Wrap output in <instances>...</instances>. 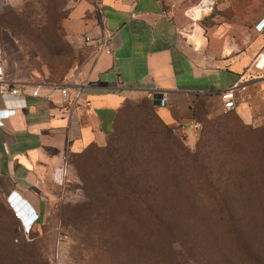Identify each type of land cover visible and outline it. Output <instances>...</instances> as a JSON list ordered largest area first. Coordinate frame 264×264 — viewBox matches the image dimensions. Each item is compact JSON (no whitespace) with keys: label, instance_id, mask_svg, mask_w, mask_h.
I'll return each instance as SVG.
<instances>
[{"label":"crops","instance_id":"crops-1","mask_svg":"<svg viewBox=\"0 0 264 264\" xmlns=\"http://www.w3.org/2000/svg\"><path fill=\"white\" fill-rule=\"evenodd\" d=\"M21 1L0 0V6ZM199 1L63 0L60 27L77 53L74 67L50 83L7 74L24 90L26 105L0 125V186L24 224H31L30 212L40 217L50 208L70 154L106 143L126 101L165 95L166 105L154 107L157 116L192 142V122H200L206 105H220L221 90L241 76L251 92L254 83L264 86V31L254 28L264 0H210L208 11L200 15L194 7L192 16ZM102 34L111 36L112 53L97 55ZM37 84L39 94L30 95ZM60 84L68 86L65 99ZM79 85L82 100L74 103ZM15 99L0 96V109Z\"/></svg>","mask_w":264,"mask_h":264},{"label":"rangeland","instance_id":"rangeland-1","mask_svg":"<svg viewBox=\"0 0 264 264\" xmlns=\"http://www.w3.org/2000/svg\"><path fill=\"white\" fill-rule=\"evenodd\" d=\"M65 12L63 0H22L16 7L0 6V49L8 75L50 83L60 81L74 67L77 53L60 27ZM200 15L195 11L196 17ZM50 29L58 38L56 49ZM118 117L117 133L106 145L90 146L67 157L66 175L58 183L50 208L33 224L20 220L21 211L12 207L0 186V216L13 230L12 239L0 237V264H134V255L124 249L131 219L112 209L105 215L103 208L113 206L106 195L111 189L108 174L118 165L113 151H122L131 137L138 142L148 132L157 143L145 148L161 160L167 177L179 172L180 152L189 149L190 155L199 151V156L208 159L205 170L195 167L197 175L210 180L205 184L198 179L193 187L199 192L210 189L212 195H247L262 188L264 86L245 93L230 111L218 104L206 105L192 142L171 133L141 100L123 107ZM194 203L203 206L215 201L197 195ZM194 262L202 264L199 257Z\"/></svg>","mask_w":264,"mask_h":264},{"label":"trees","instance_id":"trees-1","mask_svg":"<svg viewBox=\"0 0 264 264\" xmlns=\"http://www.w3.org/2000/svg\"><path fill=\"white\" fill-rule=\"evenodd\" d=\"M50 35L54 37L52 44L57 46L58 38L53 29ZM141 101L177 136L157 116L156 100ZM132 104L134 101H126L118 116L123 107ZM118 116L106 143L117 133ZM140 138L138 143L131 137L128 147L113 151L118 165L108 174L111 189L106 193L113 206L103 208L105 215L112 209L119 216L131 219L129 228L126 229V225L120 228L128 231L124 249L134 255L133 263L194 264L195 257H199L202 264H264V176L262 188L247 195L241 192L212 195L208 192L210 189L199 192L193 187L198 179L205 184H210V180L197 175L195 167L204 166L205 170L208 159L199 156V151L190 155L189 149H183L179 161L181 169L167 177L161 160L157 161V156L145 148L147 144L157 143L152 141L155 136L148 132ZM104 145L92 143L85 149ZM197 195L211 198L215 203L198 205L194 203ZM0 223V237L12 239L10 223L2 216Z\"/></svg>","mask_w":264,"mask_h":264},{"label":"built area","instance_id":"built-area-1","mask_svg":"<svg viewBox=\"0 0 264 264\" xmlns=\"http://www.w3.org/2000/svg\"><path fill=\"white\" fill-rule=\"evenodd\" d=\"M212 5V1L210 0H200L195 6L191 7L189 9V11L194 10V7H198V10L200 12V14L208 11L211 8ZM194 12V11H193ZM254 28L257 31H264V14L263 16L256 22V24L254 25ZM85 42H92L93 39L90 36H85L84 37ZM98 47H97V51L96 54L99 55L101 53H112V48H111V36L110 35H106V34H102L97 40H96ZM264 52V51H263ZM260 53V56L262 55V53ZM4 56L1 52L0 49V84H5L7 87L6 91H2L0 90V96L2 98L8 96V97H13L16 98L15 100H18L17 102H14L13 104L11 103L10 106H8L7 108H2L0 109V125L3 124V120L6 119L8 116H10L13 112H15V110L17 109H21L24 108L26 103H25V92L24 90H22L20 88L19 85H14L15 80L12 78H9L6 71H5V67H4ZM261 79L263 80V84H264V74L261 75ZM242 76L236 80L235 82H233L232 84H230L228 87L224 88L223 90H221L218 93L219 96V100H220V106L222 108V110L224 111H230L232 109H235L237 107V104L239 102V98L241 96H243L245 93L246 94H250V85L245 82L244 80H241ZM254 86V88H260V84H252ZM84 85H79L77 92L75 94V99L76 102H78L79 100H82V88ZM39 88H40V84L35 85L34 87H32V90L30 92V95L32 96H37L39 94ZM59 90H60V94L62 96L63 99H65L67 97V93H68V86L66 84H60L59 85ZM74 103L72 105H74ZM84 103L86 105H89V101L88 100H84ZM156 103L157 105L160 106H164L167 103V98L165 97V95H162L160 97H158L156 99ZM9 105V104H7ZM180 127H184L183 123L179 124ZM192 125L195 129L200 127V122L198 121H193ZM67 165L64 164L63 166H61L60 168V174H59V183L63 181L64 176L66 175V171H67ZM30 215L33 216L31 219V223L36 222L38 219V214L34 215V212H30Z\"/></svg>","mask_w":264,"mask_h":264},{"label":"bare ground","instance_id":"bare-ground-1","mask_svg":"<svg viewBox=\"0 0 264 264\" xmlns=\"http://www.w3.org/2000/svg\"><path fill=\"white\" fill-rule=\"evenodd\" d=\"M263 56H264V54L261 55V57H263Z\"/></svg>","mask_w":264,"mask_h":264}]
</instances>
